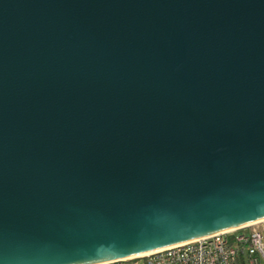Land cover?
Returning <instances> with one entry per match:
<instances>
[{"label": "water", "instance_id": "95a60500", "mask_svg": "<svg viewBox=\"0 0 264 264\" xmlns=\"http://www.w3.org/2000/svg\"><path fill=\"white\" fill-rule=\"evenodd\" d=\"M262 216L264 0H0V264Z\"/></svg>", "mask_w": 264, "mask_h": 264}, {"label": "built area", "instance_id": "2783aa9c", "mask_svg": "<svg viewBox=\"0 0 264 264\" xmlns=\"http://www.w3.org/2000/svg\"><path fill=\"white\" fill-rule=\"evenodd\" d=\"M102 264H264V221Z\"/></svg>", "mask_w": 264, "mask_h": 264}, {"label": "bare ground", "instance_id": "6f19581e", "mask_svg": "<svg viewBox=\"0 0 264 264\" xmlns=\"http://www.w3.org/2000/svg\"><path fill=\"white\" fill-rule=\"evenodd\" d=\"M261 221H264V216L256 218V219H252V220L243 221V222H240V223H237V224H232V225H229L227 227H224V228H221V229H218V230L206 232V233L201 234V235H196V236L191 237L189 239H186V240L174 243V244H169V245H165V246H162V247H158V248H155V249H151V250H147V251L134 252V253L126 254V255H118V256L100 258V259H95V260H89V261H84V262H79V263H74V264H102V263L115 261V260H118V259H130V258H134V257H141V256L149 255V254H151L153 252H156V251H160V250L166 249L168 247H172V246H175V245H181V244H184V243H187V242H190V241L202 239L204 237H208V236L214 235V234L219 233V232L236 230V229L241 228V227H246V226H250V225L259 223Z\"/></svg>", "mask_w": 264, "mask_h": 264}]
</instances>
